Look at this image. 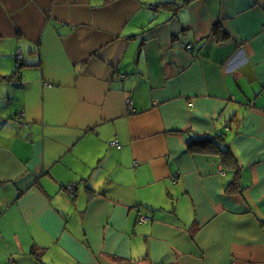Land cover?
Segmentation results:
<instances>
[{
	"label": "crops",
	"instance_id": "1",
	"mask_svg": "<svg viewBox=\"0 0 264 264\" xmlns=\"http://www.w3.org/2000/svg\"><path fill=\"white\" fill-rule=\"evenodd\" d=\"M0 264H264V0H0Z\"/></svg>",
	"mask_w": 264,
	"mask_h": 264
},
{
	"label": "trees",
	"instance_id": "2",
	"mask_svg": "<svg viewBox=\"0 0 264 264\" xmlns=\"http://www.w3.org/2000/svg\"><path fill=\"white\" fill-rule=\"evenodd\" d=\"M10 76H12L13 77V75H8V76H5V78H7V79H12V78H10ZM209 138L208 137H203L202 138V143L205 145V147L206 146H208V145H210V143H209ZM211 141V140H210ZM230 151L226 148H223L222 150H221V153H222V155L223 156H225V155H227L228 153H229ZM235 179V178H234ZM237 184H238V181H237V179H235L234 181H230V183H229V185H228V188L230 187V188H235L236 186H237ZM69 188H72L73 189V187L72 186H70ZM232 190V189H231Z\"/></svg>",
	"mask_w": 264,
	"mask_h": 264
},
{
	"label": "built area",
	"instance_id": "3",
	"mask_svg": "<svg viewBox=\"0 0 264 264\" xmlns=\"http://www.w3.org/2000/svg\"><path fill=\"white\" fill-rule=\"evenodd\" d=\"M185 48L186 50L190 51L192 49V45L189 43V44H186L185 45ZM23 107V106H22ZM19 115H22V112H20ZM112 143L116 146V147H120V145L118 144L117 140H114L112 141ZM142 219V218H141Z\"/></svg>",
	"mask_w": 264,
	"mask_h": 264
}]
</instances>
